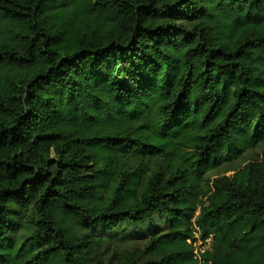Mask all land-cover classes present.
Wrapping results in <instances>:
<instances>
[{"label":"trees","instance_id":"1","mask_svg":"<svg viewBox=\"0 0 264 264\" xmlns=\"http://www.w3.org/2000/svg\"><path fill=\"white\" fill-rule=\"evenodd\" d=\"M0 264H264V0H0Z\"/></svg>","mask_w":264,"mask_h":264},{"label":"rangeland","instance_id":"2","mask_svg":"<svg viewBox=\"0 0 264 264\" xmlns=\"http://www.w3.org/2000/svg\"><path fill=\"white\" fill-rule=\"evenodd\" d=\"M146 232V228H140L138 230L129 229L128 227L119 228L113 234L112 238H110L98 251L95 257V260L106 258L110 247H116L115 241H123L125 245H129V248L140 245V236Z\"/></svg>","mask_w":264,"mask_h":264},{"label":"built area","instance_id":"3","mask_svg":"<svg viewBox=\"0 0 264 264\" xmlns=\"http://www.w3.org/2000/svg\"><path fill=\"white\" fill-rule=\"evenodd\" d=\"M194 238L195 241L192 242V246L194 248L193 254L195 255V258L201 260L200 254L203 253L205 250L209 249L210 238H207L202 241L198 238L197 232L196 233L194 232Z\"/></svg>","mask_w":264,"mask_h":264}]
</instances>
